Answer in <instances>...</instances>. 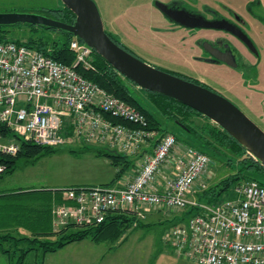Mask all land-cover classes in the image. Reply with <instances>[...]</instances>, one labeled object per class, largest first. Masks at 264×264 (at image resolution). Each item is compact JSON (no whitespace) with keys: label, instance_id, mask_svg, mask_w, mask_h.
<instances>
[{"label":"built area","instance_id":"2783aa9c","mask_svg":"<svg viewBox=\"0 0 264 264\" xmlns=\"http://www.w3.org/2000/svg\"><path fill=\"white\" fill-rule=\"evenodd\" d=\"M70 50L76 55L73 66L25 44L0 41V155L16 156L23 141L142 157L129 183L65 190L67 203L53 210L55 230L98 226L119 210L142 220L147 211L194 210L163 237L177 256L193 264H264V185L244 181L235 187V198L201 203L199 195L210 187L211 157L183 146L171 133L159 138L141 111L77 71L79 65L95 69L91 48L74 39ZM5 170L0 166V175Z\"/></svg>","mask_w":264,"mask_h":264},{"label":"rangeland","instance_id":"374dc122","mask_svg":"<svg viewBox=\"0 0 264 264\" xmlns=\"http://www.w3.org/2000/svg\"><path fill=\"white\" fill-rule=\"evenodd\" d=\"M94 1L96 2V0ZM148 2L150 1L99 0L98 8L104 11L100 13L107 33L113 36L121 45H124L136 57L153 67L172 74L176 73L194 77L215 90H218L223 85L225 90L236 92L231 97L226 93L227 96H225L223 91L221 93L264 131V0L155 1V3L159 2L166 5H182L191 11H199L203 12V14H206L208 10H217L224 16L242 18L246 22L248 20L247 30L249 36L256 43L262 56L261 59H256V57L247 53L236 43L234 46L239 47L245 55V65L243 64L242 68L243 66L246 68L240 69V72L235 71L237 77L232 81H225L224 79V76L227 79V76H230L229 74L224 76L216 75L217 72H220L218 68L226 72L232 71L231 68L226 66L214 68V66L197 62L191 56L187 57L186 49L193 51L196 49L195 43H188L184 39L188 36L187 30L179 26L173 30V23L155 5L153 13L147 10L149 6ZM98 3L96 2L97 6ZM62 5L63 3L60 0H0V13L29 12L36 14L43 13L41 10L44 8H58L62 7ZM105 10H110L111 15L109 17L106 15ZM127 10L128 13L124 15V12ZM120 12L122 14L117 20L115 16ZM47 15L55 18L50 13ZM20 30L21 27L11 28L9 37H12L14 34L23 35V33H20ZM198 31L197 29L194 30V32L200 34H213L217 32L210 30ZM23 38L25 39L26 37ZM229 42L233 43L234 40L229 38ZM245 59L248 61L247 64L245 63ZM245 79L247 82L244 81ZM250 82L256 84L251 86ZM141 90L139 87H132L134 97L151 110L152 106L146 99L145 93ZM158 121L160 132L167 131L177 136L183 146L187 147L191 143L196 146L199 145V142L194 140L192 134H189L166 117L158 116ZM193 121L194 126H201L207 123V120L202 119V117L194 118ZM200 145L202 146L203 144ZM70 149L75 148L68 146L59 147L55 154L41 158L34 166L25 165V161L22 159L19 163L20 168L14 174L4 175V177L0 178V180L4 181L2 185L3 189L5 191L22 188L51 190L54 189V186L65 188L76 184L92 185L100 183L97 181H105L110 174L109 171L112 172L113 169H111L107 159L96 158L91 153L73 157L70 155ZM205 152L212 160L210 170L207 173L210 186H214L230 175L237 173L241 167L238 160L225 151H223L224 155L215 153L211 149H206ZM138 157L136 156L135 158ZM229 159H233L230 166H228V163H230ZM244 173L246 174L247 172L244 171ZM258 179L264 182V177L259 176ZM235 197V188H232L223 195V200ZM152 212L147 211L146 214ZM160 213L166 218H163L165 221H161L160 224H153L149 229L130 231L127 235V241L122 247L124 249L131 247L133 251L139 238L147 240L146 243L141 244V249L146 244L152 243L153 240L154 242L156 240L160 246H164L162 237L170 230V225L182 217V213L164 211H160ZM105 244L107 245V243ZM115 247L117 248V246ZM41 254H31L27 262L35 255L42 260Z\"/></svg>","mask_w":264,"mask_h":264},{"label":"trees","instance_id":"16d2710c","mask_svg":"<svg viewBox=\"0 0 264 264\" xmlns=\"http://www.w3.org/2000/svg\"><path fill=\"white\" fill-rule=\"evenodd\" d=\"M41 12L47 14L50 13L54 15L55 19L67 24H73L76 20L75 15L64 5L58 8H44ZM17 27H21L20 33H23V35L14 34L12 37H9L10 29ZM108 35L116 44L131 53L124 47V45H121L115 38H113V36L110 34ZM23 37L26 38L24 39ZM73 40L74 37L69 33L48 28L27 25H17L13 27L0 26L1 42L11 41L17 44H25L28 47L36 49L48 57H51L54 60L68 66H73L76 60L75 53L70 50V43ZM92 60L93 66L95 67L94 70L87 71L79 65L76 68L77 71L88 80L97 84L107 94L121 99L141 111L147 117L151 129L158 132L159 138H162L165 134L169 133L167 131H161L162 133L160 132L158 116H163L179 125L189 134L193 135L194 140L199 142V145L196 146L193 143L188 144L191 147L204 154H207L205 152L206 149H211L215 153L217 152L223 155V151H225L238 160L239 165H241L239 171L230 175L220 183L210 186L206 192L199 195L198 200L201 203L214 204L221 202L223 200V195L226 192H229L232 188H235L244 181L256 180L264 185V182L258 179L259 176L264 177V168L248 156L246 149L223 129L213 124L210 120L203 117L201 114L197 113L188 106H185L166 96L140 89L145 93L146 99L152 106L151 111L134 97L132 87L137 88L136 85L120 75L95 51H93ZM172 75L183 78L177 74ZM197 117L206 119L207 123L202 124L201 126H194L193 119ZM117 123L128 125V123L119 121ZM176 138L178 141H181L177 136ZM156 142L158 143L159 140L154 141L153 145ZM200 144L203 145L201 146ZM81 146L83 147L79 149H70L69 152L76 157L78 155L91 153L97 158L107 159L116 169V176L113 181L107 185L72 186L60 190V195L63 197V203L60 205L67 203L63 196L64 191L67 189L79 187H116L115 185H118L124 176L138 170V161L142 157V155H139L140 158H129L106 148L85 145ZM56 152V148L40 146L22 141L20 143V150L16 156L0 155V166L6 167V170L0 175V177L13 174L19 168V163L22 159H24L25 165L34 166L41 158L53 155ZM229 161L230 163H228V166L232 165L233 159H229ZM244 171L247 173L245 174ZM58 192L59 191H57L56 194ZM32 193L35 194L37 201L34 221L32 222L31 219H28V223L26 219L23 218L26 214L23 213L22 210H20L19 217L17 218L19 225L28 229L30 236H15L12 233L0 234V253L8 256L10 264H26L29 256L34 253H42L41 256L43 259L47 254L56 253L70 244L85 240L98 244L109 243L110 246L120 247L127 241V235L130 231L134 232L138 229H149L152 226L151 224H146L145 220L140 219L135 212H131L129 210H119L109 214L106 220L98 226L86 227L71 224L60 230H55L54 226H48L46 222V213H51V210L47 209L49 203L47 202L45 204L46 208H42L41 203V197L45 194L50 196L49 192L47 190H35L32 191ZM11 195L13 194H8L7 196ZM57 206L58 205L55 207ZM53 210L52 216L54 224ZM195 213L196 211L194 210L186 211L182 214V217L179 220L174 221L170 227L176 225L177 223L185 222L187 218L193 216ZM11 216L12 214L9 213L7 209H3L1 211L0 219L4 217L3 219L7 218L10 220ZM119 241H121V243H119Z\"/></svg>","mask_w":264,"mask_h":264},{"label":"water","instance_id":"95a60500","mask_svg":"<svg viewBox=\"0 0 264 264\" xmlns=\"http://www.w3.org/2000/svg\"><path fill=\"white\" fill-rule=\"evenodd\" d=\"M60 1L75 15L76 20L73 24L59 21L47 13L12 12L0 13V26L27 25L71 34L74 39L95 51L120 75L140 89L166 96L188 106L223 129L264 168V131L234 103L208 88L153 67L120 47L106 32L100 10L94 0ZM155 5L161 13L182 27L225 30L241 40L254 54H258L248 36L240 29L234 30L227 21L210 22L185 11H174L163 3L158 2ZM210 53L218 60L222 59L214 52Z\"/></svg>","mask_w":264,"mask_h":264},{"label":"crops","instance_id":"0c3cea01","mask_svg":"<svg viewBox=\"0 0 264 264\" xmlns=\"http://www.w3.org/2000/svg\"><path fill=\"white\" fill-rule=\"evenodd\" d=\"M148 1L150 2H148L149 6L147 10L153 13V11H155L154 5L156 0H148ZM96 2L98 3L99 0H96ZM98 7H99V3H98ZM100 12L102 13L104 11L100 8ZM126 13H128V10L124 12V15ZM121 14L122 12L117 14L115 18H117L118 20ZM106 15L108 17L111 15L110 10L106 11ZM73 147L75 149H79L82 148L83 146H73ZM70 155L76 157L73 154ZM79 156L81 155H78L77 157ZM110 167L113 170L112 172L109 171L110 174L108 175L105 181H97L100 183H94L92 185L76 184L65 188H69L72 186L107 185L111 183L116 176V169L111 165V163H110ZM136 174L137 171L127 174L126 176H124V178H122V180H120L118 185L115 186H120L129 183L134 179ZM3 183L4 181L0 180V215L3 209H7V211L11 213L12 216L10 217V220H8L7 218L3 219L5 216L2 217V219H0V234L12 233L15 236H19V235L30 236V232L28 231V229H25L24 226L19 225L17 218L19 217L20 210H22L23 213L26 214L23 218H25L28 223H29L28 219H31L32 222L34 221V213H35V207L37 201H36V196L35 194L32 193V191L35 190H40V191L47 190L50 194V196L46 194L43 195L41 197L42 199L41 203H42V208H46L45 204L47 202L49 203L47 209H50L51 213H46V222L48 226L53 227L52 210L56 205H60L63 203V197L62 195H60V190L65 188H59L54 186V189L51 190L22 188L17 190L5 191L2 186ZM57 191L59 192L56 194ZM8 194H13V195L7 196ZM163 218L166 219L165 217H163V215L160 212L153 211L152 213L149 214L147 213L145 223L151 224L153 226V224H160L161 221H165L163 220ZM121 241H119V243H121ZM146 242H147L146 239L139 238V241L137 242L135 249L132 251L131 247L124 249L122 247L124 244L120 246L121 248L118 247L115 248V246L113 247L112 245L110 246L109 244L107 245L105 243L98 244L91 242L89 240H85L82 242H76L70 244L56 253L47 254L42 260L38 256L36 257L35 255L32 259H29V261L26 262V264H193L192 262L177 256L173 251V249H171L170 247H168L163 243V239H162V243L164 244V246H160V244L157 243L156 240L155 242L153 240L152 243L146 244L141 249V244ZM0 264H10L8 256L0 253Z\"/></svg>","mask_w":264,"mask_h":264},{"label":"flooded vegetation","instance_id":"af4514ba","mask_svg":"<svg viewBox=\"0 0 264 264\" xmlns=\"http://www.w3.org/2000/svg\"><path fill=\"white\" fill-rule=\"evenodd\" d=\"M168 6L172 9H174V11H185V12L190 13L191 15L201 17V18L205 19L206 21H210V22L211 21H213V22L227 21L232 26V28L234 30L239 31L238 29H240V31H242L245 35L248 36V38L254 44L258 54H254L253 51L249 47H247L241 40H239L237 37L233 36L229 32H226L225 30L224 31H217L213 34H200V33L194 32L195 29H189V28L183 27L188 32L187 33L188 36L184 39H186L188 43H195L194 45H196V49H197V50L194 49V51L191 49H186L185 50L187 53L186 56L187 57L191 56L197 62L214 66V68L221 67V66H226V67L231 68L232 71H229V72H226L225 70L223 71L222 69L218 68V71H220V72H217L216 75H220V76H224V75H228V74L230 75V76H227V79H226V76H224L225 81L226 80H229V81L235 80L237 77V73H235V71L240 72L241 71L240 69L246 68L245 66H243V68H242V65L244 64L245 55L239 47L234 46L236 43H238V45L242 49H244L247 53L256 57V59H261L262 55L260 53V50L258 49L254 40H252L251 37L249 36V32L247 30L248 20L246 22V20L242 19V18H237V17L232 18V17L226 16V15L224 16V15H221V13L218 12L217 10H215V11L208 10L206 14L205 13L203 14V12L191 11L190 9H188L182 5L174 6V4H172V5H168ZM167 19L169 21H171V23H173L172 24V25H174L173 30H174V28H176L178 26L182 28V26L175 23V21L173 22L168 17H167ZM225 25H227V24L225 23ZM197 30L200 31V30H208V29H197ZM210 31H216V30H210ZM229 38L234 40V42L230 43ZM208 49H210V51L214 52L215 54L219 55L220 58H222V59L218 60L217 58H215V56H213ZM227 63L232 64V65H229ZM245 63L246 64L248 63L247 59H245ZM177 75L183 77L182 79H184V80L187 79L188 81H191L192 83H196V84L198 83L201 86L208 88V89L214 91L215 93H218L219 95H221L223 97H224V95H222V93H221L222 91L224 92L223 94L226 93L230 97L235 95V93H236V92H232L231 90L230 91L225 90L223 85H221L218 90H215V89L205 85L204 82H201L194 77L186 76V75H182V74H177ZM224 79H222V80H224ZM244 81L247 82L246 79ZM250 84H251V86L252 85L254 86L256 83L250 82ZM226 94H225V96H227ZM226 99H228V98H226Z\"/></svg>","mask_w":264,"mask_h":264}]
</instances>
